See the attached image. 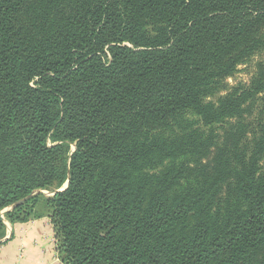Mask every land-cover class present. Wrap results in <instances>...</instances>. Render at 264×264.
Returning <instances> with one entry per match:
<instances>
[{"label":"trees","instance_id":"obj_1","mask_svg":"<svg viewBox=\"0 0 264 264\" xmlns=\"http://www.w3.org/2000/svg\"><path fill=\"white\" fill-rule=\"evenodd\" d=\"M261 102L264 0H0V246L48 218L62 264H264Z\"/></svg>","mask_w":264,"mask_h":264},{"label":"crops","instance_id":"obj_2","mask_svg":"<svg viewBox=\"0 0 264 264\" xmlns=\"http://www.w3.org/2000/svg\"><path fill=\"white\" fill-rule=\"evenodd\" d=\"M6 227L4 243L0 246V264H62L55 251L48 218L14 226L7 223Z\"/></svg>","mask_w":264,"mask_h":264},{"label":"rangeland","instance_id":"obj_3","mask_svg":"<svg viewBox=\"0 0 264 264\" xmlns=\"http://www.w3.org/2000/svg\"><path fill=\"white\" fill-rule=\"evenodd\" d=\"M258 60H259L258 57H254L253 59L250 60L249 63L239 66L237 73L232 78L226 81L227 86L234 87L239 84L241 85L248 84L251 76L254 73V65ZM254 117H256L255 119L262 117V119L264 120V102L259 103V107L256 110ZM248 119L249 117H247V120ZM251 119H253V117ZM231 123H232L231 125H235L237 123L236 119H232ZM217 127L218 128L216 130V134L218 135V143L223 144L224 140L228 137V130L230 127L227 124L218 125ZM203 163H207V160L205 159ZM46 193L48 197L52 196L53 194L49 192ZM5 211L6 210H4L2 213H4Z\"/></svg>","mask_w":264,"mask_h":264},{"label":"water","instance_id":"obj_4","mask_svg":"<svg viewBox=\"0 0 264 264\" xmlns=\"http://www.w3.org/2000/svg\"><path fill=\"white\" fill-rule=\"evenodd\" d=\"M67 186H68V181L63 185L62 189L58 190L57 192H62V191H64V190L67 188ZM57 192H56V193H57ZM37 194L47 195V193L44 192V191H35V192L31 193V194H30L28 197H26L25 199L20 200L19 202H17V203H15L14 205L10 206L6 211L12 210L14 207H16L17 205L23 203L25 200H27V199L30 198L31 196H33V195H37ZM54 194H55V193H54ZM54 194H52V195H54ZM0 218L3 219V216L0 215Z\"/></svg>","mask_w":264,"mask_h":264},{"label":"built area","instance_id":"obj_5","mask_svg":"<svg viewBox=\"0 0 264 264\" xmlns=\"http://www.w3.org/2000/svg\"><path fill=\"white\" fill-rule=\"evenodd\" d=\"M19 258H21V256H19Z\"/></svg>","mask_w":264,"mask_h":264}]
</instances>
